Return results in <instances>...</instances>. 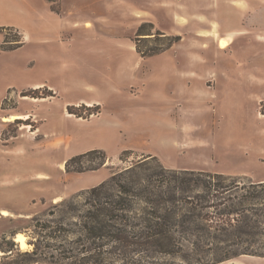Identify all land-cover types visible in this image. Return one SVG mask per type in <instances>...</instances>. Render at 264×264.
Segmentation results:
<instances>
[{
  "label": "rangeland",
  "instance_id": "rangeland-1",
  "mask_svg": "<svg viewBox=\"0 0 264 264\" xmlns=\"http://www.w3.org/2000/svg\"><path fill=\"white\" fill-rule=\"evenodd\" d=\"M92 149L106 158L94 153L81 164L96 169L67 170ZM150 156L233 177L234 192L219 199L198 182L187 190L164 183L171 202L154 206L163 200L145 191L151 200L144 194L137 210L95 230L87 191L127 168L146 174L139 163L155 166ZM260 182L264 0H0V243L21 232L28 245L15 238L16 251L29 252L1 264H264L250 253L212 263L218 242H238L225 232L244 212L264 245ZM153 208L169 224L162 217L136 228ZM208 225L222 236L216 243ZM145 227L151 238L133 237ZM159 229L166 238L154 235Z\"/></svg>",
  "mask_w": 264,
  "mask_h": 264
},
{
  "label": "trees",
  "instance_id": "trees-1",
  "mask_svg": "<svg viewBox=\"0 0 264 264\" xmlns=\"http://www.w3.org/2000/svg\"><path fill=\"white\" fill-rule=\"evenodd\" d=\"M162 51V50H161ZM17 120V119H16ZM15 120V121H16ZM127 151H124L126 153ZM94 153H103L105 158H106V153L102 149H92L87 152L78 154L70 158L67 163H66V168L67 170H75V171H85L88 169H96L97 167H86L81 164V159ZM150 158L156 160V165L151 166L149 162L147 161L148 159L142 161L139 163V167H143L144 172L146 174L142 175L137 172V167H131L127 168L125 170H122L120 172L114 173L111 175L107 180L103 181L99 185L91 188L88 192V195L93 200V204H95L96 210L94 212L95 219L97 222V225H95V230H99L102 228H110L111 222L114 220H118L119 218H123L119 215V212L121 214H124L125 212H130V210H137L136 202H139L141 199H143L144 194H147L148 200L152 199V196L149 195L148 193H144L145 191L153 194L154 196L160 197L163 201H159L158 199H152L151 204L154 206H159L163 203L166 202H171L168 198L165 199L162 197L161 194L164 193L162 189V185L165 183L167 185H173V184H179L181 186V190H187L186 185H190L191 182H198L197 185L202 186V188H205L208 190L210 193H217V197L219 199L224 198V195H221L220 192H227L231 193L234 192V186L233 184L237 182L236 179H233V177H229L223 173H209L206 171H195V170H181V169H173V168H168L162 165L159 161H157L156 156H150ZM80 162V163H79ZM74 163H78L79 167H73ZM207 176V177H204ZM204 177V178H203ZM149 179L151 182L146 183L144 180ZM153 179L158 180L159 183L157 186L152 184ZM262 186H264V182H260ZM157 187V188H156ZM189 189V188H188ZM251 194L247 193V198H251L252 194H257L259 192L256 191H248ZM207 195L205 197V200H210L211 196ZM260 195H253L252 198L259 197ZM68 200H63L61 204L66 203ZM209 202V201H208ZM240 204H242L240 202ZM214 206V205H213ZM227 206V205H225ZM218 208H221V204H217ZM163 208H167V206H163ZM140 210V209H139ZM249 210L247 208L244 209ZM211 212V211H209ZM226 214H240L239 211H234V210H228L226 207L224 211H222ZM162 211L155 210L153 208L152 211H148V213L140 214L138 217H140V222L137 221L135 222L136 228L139 229L140 224H145L149 227H154L153 224L151 223V220L153 219H158L164 217L166 220V224H169L168 219L166 218L167 214L164 213L162 215ZM185 215H183V221L184 222H190L192 215H189V220H184ZM249 218L252 220L253 216L248 215L244 212L242 215V218L238 221V223L233 225V232H225L229 236V234L237 236L239 238L238 242L233 243L231 245H228L224 248L221 247V244L218 242L217 246L214 251H217V254L215 257H213L212 263H219L221 261H224L226 259H229L233 256L239 255V254H244V253H250L254 255H260L264 256V245L263 243H260L259 241L254 240V236L256 237V234L253 227L250 228L251 225H247L246 219ZM262 223L264 224V220H262ZM174 224V223H172ZM141 225V226H143ZM186 226L185 224H183ZM133 227V226H132ZM208 225L207 232L209 234L208 237H212L213 239H216V241H212L210 243H216L218 239H221L222 236L217 235L216 232L213 233L211 231V228ZM186 228H190L186 226ZM192 228V227H191ZM119 229V228H118ZM121 230V229H119ZM124 230V229H123ZM126 230V229H125ZM147 230V231H145ZM159 229L155 230L156 234L155 236L160 235V238H166V233L168 232V229ZM18 232H14L10 234V238L7 240V245L1 244L0 243V250L4 253H0V264H1V259L5 258V256L10 257L11 255L15 253L19 254H28L29 252H21L19 250L16 251V248L18 247L15 241V238L17 237ZM21 233V232H19ZM149 233L146 238H151V231L145 227L141 234L139 233V236L133 235L134 238H140L142 234ZM153 235V234H152ZM248 237H251L253 241L247 240ZM7 238V237H6ZM140 240L134 241L135 244L139 245ZM206 242V245L210 244ZM36 246V249H34V253L37 254L41 247L38 246V242L34 243ZM222 248V249H221ZM44 249H42L43 251ZM224 250V251H223ZM41 251V252H42ZM45 252V250H44Z\"/></svg>",
  "mask_w": 264,
  "mask_h": 264
},
{
  "label": "bare ground",
  "instance_id": "bare-ground-1",
  "mask_svg": "<svg viewBox=\"0 0 264 264\" xmlns=\"http://www.w3.org/2000/svg\"><path fill=\"white\" fill-rule=\"evenodd\" d=\"M220 45L222 46V47H225V46H227V42H225L224 40H222L221 41V43H220ZM26 116V115H25ZM11 118V120H14L15 121V119H17V117H19V115H12V116H10ZM23 117V116H22ZM6 119V118H5ZM2 213L3 214H5V215H7L8 213H9V211L7 210V209H3L2 210ZM16 240L20 243V245H21V247H22V249H25L26 247H27V245H28V243H27V241H26V236H25V234H23V233H18L17 234V237H16Z\"/></svg>",
  "mask_w": 264,
  "mask_h": 264
},
{
  "label": "crops",
  "instance_id": "crops-1",
  "mask_svg": "<svg viewBox=\"0 0 264 264\" xmlns=\"http://www.w3.org/2000/svg\"><path fill=\"white\" fill-rule=\"evenodd\" d=\"M73 1H76V0H73ZM79 1V0H78ZM84 100L85 102H87L88 104H92L96 99H82ZM97 101V100H96ZM16 120V119H15ZM14 121V120H13ZM30 125V124H28Z\"/></svg>",
  "mask_w": 264,
  "mask_h": 264
}]
</instances>
